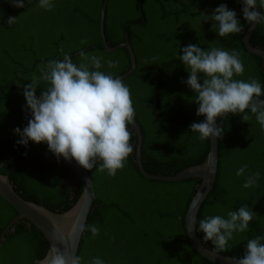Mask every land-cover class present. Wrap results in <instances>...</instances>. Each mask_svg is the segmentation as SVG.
<instances>
[{
  "label": "trees",
  "instance_id": "16d2710c",
  "mask_svg": "<svg viewBox=\"0 0 264 264\" xmlns=\"http://www.w3.org/2000/svg\"><path fill=\"white\" fill-rule=\"evenodd\" d=\"M259 2V0H258ZM35 3V6H34ZM54 8L46 11L39 0L25 2L23 15L14 25L4 20L0 8V174L7 176L14 192L22 199L40 204L52 212L71 208L81 194L79 181L46 144L20 139L14 129L27 126L30 113L23 87L41 66L68 53L79 63L84 51L103 58L102 71L118 76L129 67L124 47L104 52L98 33V15L102 0H53ZM237 13L242 31L219 37L212 22L202 21V13L211 15L220 4ZM248 26L243 20L240 0H107L103 16L105 42L114 46L128 42L134 55V69L123 78L131 92L135 121L141 130L140 160L147 173L172 175L188 165L203 161L208 140H199L190 132V124L200 122L195 93L182 80H187V66L179 60L183 47L194 44L204 50L212 47L240 53L244 74L236 79L258 80L264 89V59L248 52L241 41ZM82 40L87 42L81 44ZM249 43L264 50V23L255 25ZM156 59H153V58ZM118 60L117 68L108 69L107 60ZM46 87L41 82L37 96ZM262 99L264 97H261ZM229 114L217 120L224 128L217 139V166L212 188L204 197L195 225L197 238L214 251L210 241L203 240L199 221L208 216L227 218L229 211L248 205L256 216L244 233H234L224 255L240 257L245 244L264 236V131L255 115ZM130 143L135 149L131 125ZM27 153V155H25ZM86 171L91 179L94 199L87 225L100 231L93 238L90 231L81 234L76 255L81 264L100 257L105 264H213L189 245L184 216L198 178L175 181L142 176L134 162V151L115 177L99 172L100 166ZM248 165L244 176L236 171ZM260 172L258 186L242 187L244 178ZM74 178V189L67 182ZM71 193V195H69ZM17 215L0 197V232ZM47 249L43 235L24 218L16 220L0 240V264H35ZM216 264V263H215Z\"/></svg>",
  "mask_w": 264,
  "mask_h": 264
},
{
  "label": "clouds",
  "instance_id": "9594fccd",
  "mask_svg": "<svg viewBox=\"0 0 264 264\" xmlns=\"http://www.w3.org/2000/svg\"><path fill=\"white\" fill-rule=\"evenodd\" d=\"M7 2L16 8L25 7V0ZM240 3L244 21L251 26L264 23V0H240ZM39 5L46 11L55 6L53 0H39ZM17 20L18 17L9 16L6 23L12 26ZM202 21H211V30L215 29L221 38L242 31L236 11L223 3L210 16L202 13ZM86 42L82 40L81 44ZM61 52L62 59H53L41 66L39 75L33 74L29 83H18L23 87L24 111L30 113V118L23 130L19 127L14 129L20 137L16 143L25 147L29 142L44 143L58 161L60 158L69 163L74 161L88 172L100 161L97 171H106L108 176L115 177L134 151L129 131V125L135 127L130 89L120 77L101 70L104 67L102 57L81 51L77 64L62 48ZM182 53L179 60L187 66L189 76L181 82L195 93L194 102L199 105L196 115L204 117L202 121L190 124V132L197 133L201 141L222 139L224 128L217 124V120L232 114L242 115L243 121H247L249 116L246 113L249 111L264 131V99L261 98L264 97V89L255 78L248 81L235 78L244 74V64L238 51L217 47L204 50L199 45L189 44L183 47ZM106 64L108 69H113L119 66V61L109 59ZM41 82L46 87L37 96ZM247 169L248 165H242L236 176H244ZM74 178L67 182L71 189H74ZM259 178V171L249 174L242 187L258 186ZM256 215L245 205L229 211L227 218L208 216L199 221V232L203 233L204 241L214 245V253L224 252L228 250L234 233L246 232ZM74 227L80 233L90 231L93 238L100 231L97 226L86 223ZM231 259L233 264H264V236L249 239L243 255ZM50 264H81V257L67 256L57 250ZM89 264L105 262L100 257H92Z\"/></svg>",
  "mask_w": 264,
  "mask_h": 264
},
{
  "label": "water",
  "instance_id": "95a60500",
  "mask_svg": "<svg viewBox=\"0 0 264 264\" xmlns=\"http://www.w3.org/2000/svg\"><path fill=\"white\" fill-rule=\"evenodd\" d=\"M107 0H102L99 15H98V33L102 43L104 52L112 51L118 47H124L129 58L128 69L118 75L121 79L125 78L135 66L134 55L128 42H121L114 46H109L105 42L103 33V16ZM255 26L248 24L242 33L241 41L245 49L260 58L264 59V50L260 46H252L249 43V37ZM264 99V98H263ZM135 134V149L134 162L138 172L145 178L175 181L186 178H198L199 184L192 194L188 207L184 216V230L189 245L203 257L206 261L213 264H233L231 258L233 256L214 253L200 242L195 234V225L198 210L204 201V197L208 194L214 183L216 166H217V140H208L207 153L203 161L199 164L188 165L172 175H157L147 173L142 166L140 160V144L141 130L135 121V127L131 125ZM60 161L65 164L74 176L78 179L81 186V194L78 199L72 204V207L63 212H52L40 204L32 201L24 200L16 192H14L7 176L0 174V197L4 199L12 208L17 211V215L10 219L3 230L0 232V240L4 233L12 224L21 218H24L31 223L45 238L47 249L44 256L35 264H50L51 257L56 254V251L64 253L67 256L76 255L77 247L81 238V234L74 226L79 223H86L87 216L91 207V202L94 199L93 185L87 172L78 167L73 161L71 163L60 158Z\"/></svg>",
  "mask_w": 264,
  "mask_h": 264
},
{
  "label": "flooded vegetation",
  "instance_id": "af4514ba",
  "mask_svg": "<svg viewBox=\"0 0 264 264\" xmlns=\"http://www.w3.org/2000/svg\"><path fill=\"white\" fill-rule=\"evenodd\" d=\"M25 2H27V0H25ZM34 6H35V3H34ZM0 8L2 9V12H4V17H3L4 20H6L9 16H14V17H18L17 21H19L20 17L23 15L22 8H16L12 6L10 3L7 2V0H0ZM70 174L73 175L72 171H70ZM69 195H71V193Z\"/></svg>",
  "mask_w": 264,
  "mask_h": 264
}]
</instances>
